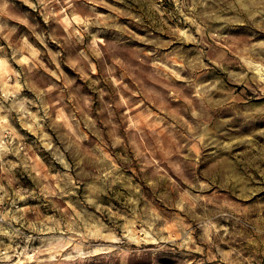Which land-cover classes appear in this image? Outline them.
I'll use <instances>...</instances> for the list:
<instances>
[{
  "label": "rangeland",
  "instance_id": "1",
  "mask_svg": "<svg viewBox=\"0 0 264 264\" xmlns=\"http://www.w3.org/2000/svg\"><path fill=\"white\" fill-rule=\"evenodd\" d=\"M0 264H264V0H0Z\"/></svg>",
  "mask_w": 264,
  "mask_h": 264
}]
</instances>
